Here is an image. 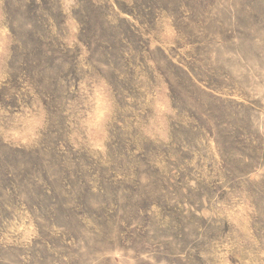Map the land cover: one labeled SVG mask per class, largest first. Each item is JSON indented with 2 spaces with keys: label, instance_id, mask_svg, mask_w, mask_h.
<instances>
[{
  "label": "rangeland",
  "instance_id": "obj_1",
  "mask_svg": "<svg viewBox=\"0 0 264 264\" xmlns=\"http://www.w3.org/2000/svg\"><path fill=\"white\" fill-rule=\"evenodd\" d=\"M0 264H264V0H0Z\"/></svg>",
  "mask_w": 264,
  "mask_h": 264
}]
</instances>
